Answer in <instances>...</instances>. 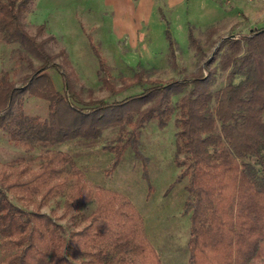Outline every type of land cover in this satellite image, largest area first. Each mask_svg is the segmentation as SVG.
I'll return each instance as SVG.
<instances>
[{"label": "trees", "instance_id": "16d2710c", "mask_svg": "<svg viewBox=\"0 0 264 264\" xmlns=\"http://www.w3.org/2000/svg\"><path fill=\"white\" fill-rule=\"evenodd\" d=\"M35 1L0 0V32L23 48L20 57L32 68L20 85L9 74L2 75L0 130L33 152L40 145L97 140L104 131L118 127L121 132L108 146L118 164L129 146L139 155L140 130L151 121L165 126L173 114V98L185 93L180 99L178 136L192 196L185 206L191 214L189 263L253 264L264 248V26L226 40L231 54L223 67L233 68L227 85L217 92L210 89L216 69L208 63L197 72L165 81L147 77L148 70L140 67L133 78H121L118 86L90 38L105 74L102 88L113 100L95 98L92 89L85 99L66 50L52 53L49 43L55 37L38 40L22 23L21 14ZM44 29V24L39 27L40 32ZM168 38L176 65V41ZM189 40L202 52L194 27L189 29ZM243 45L245 55L238 63ZM31 55L39 60L38 66ZM52 70L63 79L61 91ZM136 86L142 91L118 98ZM25 95L47 102L48 117L26 115ZM39 160L36 171L24 159L0 171V236L2 245L17 248L0 264H76L75 257L81 264H163L129 200L100 187L92 190L78 170L69 179L65 173L73 158L63 151L42 150ZM12 195L29 199L60 195L67 208L96 200L97 207L86 217L87 225L66 236L50 215L20 207Z\"/></svg>", "mask_w": 264, "mask_h": 264}, {"label": "rangeland", "instance_id": "374dc122", "mask_svg": "<svg viewBox=\"0 0 264 264\" xmlns=\"http://www.w3.org/2000/svg\"><path fill=\"white\" fill-rule=\"evenodd\" d=\"M21 21L38 40L55 37L49 43L52 53L66 50L85 99L92 89L95 98L113 100L109 91L102 88L105 74L90 38L106 59L109 73L118 86L122 84L121 78H133L140 67L148 70L147 77L165 81L197 72L208 63L210 69H216L210 89L217 92L227 85L233 68V65L223 67L231 54L226 40L231 35L246 34L264 26V0L251 3L246 0H36L21 14ZM43 24L45 29L40 32ZM190 27L195 28L202 52L190 44ZM212 27L214 32L210 30ZM168 36L176 41V65L171 59ZM244 50L245 45L238 63L245 55ZM21 51L19 44L8 42L0 32V79L7 73L20 85L21 79L32 72L28 61L20 57ZM31 58L34 66L40 64L35 56ZM50 73L61 91V75L55 70ZM141 91L139 86L126 89L118 98ZM184 94L173 98V114L165 126L151 121L140 130L139 155L129 146L118 164L116 153L108 149L121 132L118 127L104 131L97 140L75 139L55 146L40 145L33 152L13 143L0 130V171L18 159H24L36 171L42 150L63 151L73 158V165L67 167L65 176L73 179L78 170L92 190L100 187L132 203L141 216L146 239L163 264H190L191 214L185 206L192 196L187 189L189 175L183 165V154L179 153L178 136L180 99ZM23 102L26 115L48 117L47 102L28 95L23 97ZM11 197L15 204L30 212L50 215L62 226L66 236L87 225L86 217L97 207L96 200H92L67 208L65 197L60 195L49 199L41 195L33 199ZM16 251L11 244L2 245L0 236V262ZM72 260L82 263L78 257ZM253 264H264V248Z\"/></svg>", "mask_w": 264, "mask_h": 264}, {"label": "built area", "instance_id": "2783aa9c", "mask_svg": "<svg viewBox=\"0 0 264 264\" xmlns=\"http://www.w3.org/2000/svg\"><path fill=\"white\" fill-rule=\"evenodd\" d=\"M227 1H230V0H227ZM246 1L251 3L253 0H246Z\"/></svg>", "mask_w": 264, "mask_h": 264}, {"label": "crops", "instance_id": "0c3cea01", "mask_svg": "<svg viewBox=\"0 0 264 264\" xmlns=\"http://www.w3.org/2000/svg\"><path fill=\"white\" fill-rule=\"evenodd\" d=\"M92 1H94V0H92ZM100 1H102V0H100ZM105 1H107V0H105ZM150 1V0H149ZM152 1V0H151ZM221 14H219V16H220ZM76 70V69H75Z\"/></svg>", "mask_w": 264, "mask_h": 264}]
</instances>
